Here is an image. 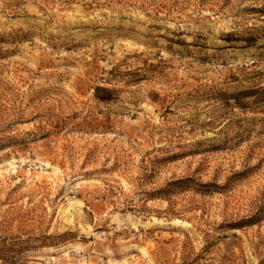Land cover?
I'll use <instances>...</instances> for the list:
<instances>
[{"label": "rangeland", "instance_id": "obj_1", "mask_svg": "<svg viewBox=\"0 0 264 264\" xmlns=\"http://www.w3.org/2000/svg\"><path fill=\"white\" fill-rule=\"evenodd\" d=\"M0 264H264V0H0Z\"/></svg>", "mask_w": 264, "mask_h": 264}, {"label": "bare ground", "instance_id": "obj_2", "mask_svg": "<svg viewBox=\"0 0 264 264\" xmlns=\"http://www.w3.org/2000/svg\"><path fill=\"white\" fill-rule=\"evenodd\" d=\"M7 165L9 166H13V164L15 163V159H11L9 161H6ZM75 203L74 202H70L68 207L65 209V212H67L70 208L74 207ZM175 224H183L182 222H180L179 220L174 221Z\"/></svg>", "mask_w": 264, "mask_h": 264}]
</instances>
